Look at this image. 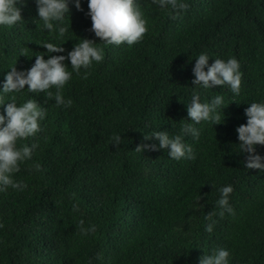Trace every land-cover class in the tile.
I'll list each match as a JSON object with an SVG mask.
<instances>
[{"label": "trees", "instance_id": "trees-1", "mask_svg": "<svg viewBox=\"0 0 264 264\" xmlns=\"http://www.w3.org/2000/svg\"><path fill=\"white\" fill-rule=\"evenodd\" d=\"M80 2L83 11L69 2L63 38L42 28L35 0L18 5L20 22L0 25V88L14 64L26 70L36 55H67L81 38L104 50L87 79L73 73L65 85L64 98L73 102L69 108L27 88L0 90L5 100L15 95L19 105L37 99L46 110L42 131L18 142L39 145L14 175L27 188L0 193V264H199L217 248L229 251V264H264V172L245 168L235 130L246 123L250 103L264 102V0H184L189 8L176 20L170 7L136 0L148 31L131 46L99 41L89 30L87 0ZM44 43H62L65 52L47 53ZM201 53L209 64L216 58L239 61L238 95L227 85L191 84ZM65 63L71 72L70 61ZM194 88L201 102L224 97L222 123L188 120ZM3 109L0 105V114ZM185 123L200 132L198 139L184 137L195 159L177 161L167 149L135 151L143 135L166 130L175 136ZM117 134L119 147L112 144ZM256 150L264 156V146ZM36 163L42 170L29 171ZM227 185L233 187L234 214L214 216L208 233L205 215L218 211V189ZM80 219L85 227L95 224L96 232L81 235Z\"/></svg>", "mask_w": 264, "mask_h": 264}, {"label": "clouds", "instance_id": "clouds-1", "mask_svg": "<svg viewBox=\"0 0 264 264\" xmlns=\"http://www.w3.org/2000/svg\"><path fill=\"white\" fill-rule=\"evenodd\" d=\"M70 0H35L38 18L43 22L42 28L58 32V36L63 38L68 28L63 25L65 14L70 13ZM152 4L160 9L170 7V18L176 20L189 8V4L184 0H151ZM25 0H0V25L13 26L20 22L21 7ZM77 11H83L80 0H71ZM87 16L91 19V28L99 41H104L108 45H121L126 43L131 46L140 42L146 32L147 20L144 17L140 5L136 0H87ZM97 41L89 38H81V41L74 44L67 55H49L47 59L44 54L36 55L35 62L26 70H17L15 64L6 72L2 88L3 94L19 93L27 88L30 93H43L45 101L54 99L57 106L69 108L72 100H65L63 89L72 79L73 73L81 79H87L90 75L88 71L93 62L100 63L104 59V50L97 46ZM47 53H64L65 48L62 43L41 44ZM22 55H25L23 52ZM26 56V55H25ZM70 61L72 71L68 70ZM209 56L201 53L196 57L192 72L194 79L191 84L204 89H212L214 86L230 87L234 94L240 93L242 72L239 61L232 57L227 61L216 58L208 63ZM81 69L85 71L81 74ZM207 69V70H205ZM27 86V87H25ZM55 89V91H52ZM0 105H4L3 114H0V193H6L9 188L23 191L27 188V183L23 180H16L14 175L21 171L20 165L32 158L33 153L39 147L33 142L19 143L30 137H34L42 131L39 121L43 120L46 110L40 106L37 99H27L22 104L17 103L15 95L5 100L4 95H0ZM224 97L216 95L210 102H201L199 91L194 88L191 101L187 104L188 120L195 124L201 121H211L214 125L220 124L224 120L220 115L222 109L226 107ZM247 118L246 123L236 127L239 153H245L244 165L247 169H257L264 172V156H261L256 146H264V102H252L244 109ZM191 135L193 139H198L199 129L193 123L182 125L180 134L170 136L166 130L153 131L150 135H143L141 143L135 147L136 152L143 153L145 150L158 151L167 149L170 158L177 161L181 159H195L193 148L184 142V137ZM156 140V143H145L144 141ZM122 142V136L117 134L112 137V144L116 147ZM41 171V165L36 163L29 166V171ZM220 198L216 201L218 211H209L205 215V220L210 221L205 227V231L212 233L216 221L214 216L224 217L225 213L234 214V209L229 203V196L233 192L231 185L218 189ZM200 195L197 201L200 200ZM202 206V205H201ZM72 211L78 212L79 205L72 204ZM4 227L0 224V228ZM78 231L81 235L95 233L97 226L89 224L85 227V221L80 219L77 223ZM229 251L224 248H217L211 254H204L199 258V264H229ZM99 258V256H98Z\"/></svg>", "mask_w": 264, "mask_h": 264}]
</instances>
